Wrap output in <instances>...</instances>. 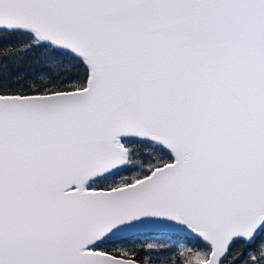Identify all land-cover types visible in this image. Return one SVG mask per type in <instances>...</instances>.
Segmentation results:
<instances>
[{"label": "snow or ice", "instance_id": "1", "mask_svg": "<svg viewBox=\"0 0 264 264\" xmlns=\"http://www.w3.org/2000/svg\"><path fill=\"white\" fill-rule=\"evenodd\" d=\"M0 264H264V0H0Z\"/></svg>", "mask_w": 264, "mask_h": 264}, {"label": "trees", "instance_id": "2", "mask_svg": "<svg viewBox=\"0 0 264 264\" xmlns=\"http://www.w3.org/2000/svg\"><path fill=\"white\" fill-rule=\"evenodd\" d=\"M35 68V65L31 62V58L29 57L26 62L22 65L21 68L17 69L12 67L11 65L7 69H3L4 71H30ZM173 241V237L168 234L159 233L156 231H142L137 232L133 235L127 236V239L123 241L124 244L128 246H135L138 250L141 251V255L146 256H161V255H171L172 253H164L159 250H153L149 252L146 246L148 243H154L158 245H169Z\"/></svg>", "mask_w": 264, "mask_h": 264}, {"label": "water", "instance_id": "3", "mask_svg": "<svg viewBox=\"0 0 264 264\" xmlns=\"http://www.w3.org/2000/svg\"><path fill=\"white\" fill-rule=\"evenodd\" d=\"M142 231H153V230H142ZM142 231H138V232H142ZM135 233H137V232L128 233L127 236L133 235Z\"/></svg>", "mask_w": 264, "mask_h": 264}]
</instances>
